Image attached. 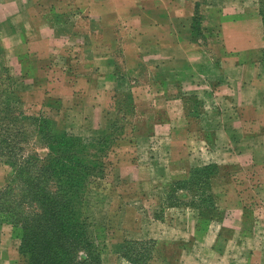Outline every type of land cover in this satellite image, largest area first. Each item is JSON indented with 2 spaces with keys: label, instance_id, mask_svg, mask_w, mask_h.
Returning <instances> with one entry per match:
<instances>
[{
  "label": "crops",
  "instance_id": "crops-1",
  "mask_svg": "<svg viewBox=\"0 0 264 264\" xmlns=\"http://www.w3.org/2000/svg\"><path fill=\"white\" fill-rule=\"evenodd\" d=\"M239 3L0 0V31L20 74L44 79L31 92L60 99L67 127H129L119 144L131 152L114 172L139 194L161 188L166 173L185 182L201 157L213 164L211 210L186 193L182 208L158 201L171 211L158 222L195 241L182 254L204 248L217 264H264V20ZM136 203L126 202L119 230L145 227ZM0 264H22L3 223Z\"/></svg>",
  "mask_w": 264,
  "mask_h": 264
},
{
  "label": "rangeland",
  "instance_id": "rangeland-1",
  "mask_svg": "<svg viewBox=\"0 0 264 264\" xmlns=\"http://www.w3.org/2000/svg\"><path fill=\"white\" fill-rule=\"evenodd\" d=\"M239 2L245 9H252L253 6L260 8L261 5L264 7L263 0H239ZM6 32L0 31V78L1 82L8 84L0 85V96H2L4 104L8 102L15 105L20 99L27 117L61 122V124L57 122L61 131L79 137L82 141L81 145L93 144L88 150L93 156H96V162L103 165L89 190L75 193L69 188L67 190L72 198L75 194L74 201L78 204L77 212L71 219L69 231L80 233V228L83 227L85 237L90 243V247L84 246L82 251L75 247L63 246L71 260L84 262L88 259L91 264H188L190 256L195 257L193 264H217L216 261L205 258L204 248H201L202 252L199 249L196 255L182 254L183 248L193 247L195 241L180 229L174 230L169 224H160L156 218L158 215V217L164 216V218L170 219L169 206L180 205L182 208V202H187L184 198L185 193L190 195V203L194 204L195 209L202 212L211 210L212 205L207 202L210 198L209 174L204 171V167L213 164H208L201 157L197 159V164L200 166L195 168L185 183H173L170 174L166 173L161 175V185L163 183L161 188L158 187L148 194H139L137 189L118 179L114 172L117 164L124 158L123 155H129L131 152L129 147L119 144L121 139L130 138L129 127L119 125L108 131V135L106 132L85 131L77 126L68 125L67 127L60 99L46 102L42 91L31 92V89L35 85L42 84L44 79H33L20 74L23 66L19 65L21 60L17 62L15 59L12 45L7 44L8 35ZM9 89L14 93L13 96L9 94ZM6 95L10 98L6 99ZM38 136L36 133L34 137L39 139ZM106 138L110 143L103 142ZM116 139L119 141L116 142ZM28 146L32 152L31 162L37 163L38 167L43 166L40 160L46 154H52L50 147L40 143L36 146L32 142ZM162 162L166 163L161 161L160 164ZM19 165L22 163H18L20 174L17 177V165L0 160V194L13 184L10 198L0 197V224L10 225L20 241V248L23 246L22 264H32L31 251L33 247L31 242L33 236L43 232L42 227L39 228L41 213L38 209L41 204L46 205L53 200L55 203L57 198L61 200L59 199L61 198L60 194L68 200V196L65 195L67 191L62 187L69 182L67 178L71 177L73 172L72 169L67 171L69 166L65 168L64 172L59 170V174L54 171L53 167L46 171L34 168L28 175L24 167H19ZM208 170L210 171L209 168ZM63 196V201L60 202L65 203L66 200ZM162 200L169 206L164 207L163 205L164 210L160 212L157 204L158 201L162 203ZM136 201H138L137 206L142 207V214L147 219L145 227L140 232L138 230H119L118 226L121 224L123 213H125L126 202ZM51 219L47 230L44 231L46 235L52 233L48 227H54L57 231L61 227L60 220ZM24 239L27 240L28 246L23 245ZM50 245L51 251L57 246L56 243ZM181 257L184 260H181Z\"/></svg>",
  "mask_w": 264,
  "mask_h": 264
},
{
  "label": "trees",
  "instance_id": "trees-1",
  "mask_svg": "<svg viewBox=\"0 0 264 264\" xmlns=\"http://www.w3.org/2000/svg\"><path fill=\"white\" fill-rule=\"evenodd\" d=\"M260 12L264 20V7L262 5L260 6ZM263 55L264 52L261 55V60L264 63ZM1 80L0 78L1 86L8 85L6 82H1ZM9 90V94L13 96L14 93L11 89ZM5 97L6 99L10 98L7 95ZM36 133L39 135V139L34 137ZM106 133L108 135V132ZM109 140L106 138L103 142L108 143ZM32 142H34L36 146L40 143L52 149V154L48 153L40 160L43 166L38 167L37 163L31 162L30 157L32 152L28 144ZM81 144L82 141L79 137L68 135L67 132L61 131L56 121L45 118L27 117L20 99H18L15 105L8 102L4 104L3 98L0 96V160L17 165V177L20 174L18 168L19 162L20 164L22 163L19 167H24L28 175L34 168H41V171H46L51 169V167L59 174L60 171L64 172L65 168L69 166V170L67 171L72 169L73 175L69 178L66 177L69 182L63 185V190L67 191L70 189L74 193L77 191L89 190L91 188V183L96 175L99 174L100 167L102 166L103 168V165L96 162V156H93L88 150L93 144L90 145L87 143L85 146ZM106 148L108 149V147ZM204 171L209 174L210 185V180L215 174V167L213 165L204 167ZM180 183L183 182H178V184ZM12 191L13 184L10 185L7 190H3L0 197L8 199ZM65 195L68 196V200H66L65 196L60 194L61 198L59 199L61 200L57 198L55 203V200H53V202L46 203V205L41 204V207L38 209L41 213L39 228L42 227L43 232H41L40 235L33 236V241L31 242V246L33 247L31 251L33 256L32 264H91L88 259L84 262L80 260L76 262L71 260L69 253L63 247H75L79 251L84 248V246L90 247V243L85 237L83 227L80 228V233L75 231L71 233L69 231L71 219H73L77 212L78 204L74 201L75 194H73V198L69 195V191H67ZM62 196L66 200L65 203L60 202L63 201ZM212 200L213 196L210 194V198L207 201L209 205H212ZM193 205L194 204H192V206ZM51 218L60 220L61 227H59V231L55 230L54 227H48L52 235H46L44 231L47 230V226L52 220ZM53 243H56L57 246L51 251L49 246ZM23 245L28 246L26 239L23 240ZM22 251L23 246L20 248L21 255L23 254Z\"/></svg>",
  "mask_w": 264,
  "mask_h": 264
}]
</instances>
